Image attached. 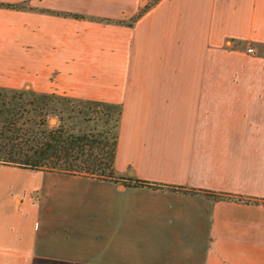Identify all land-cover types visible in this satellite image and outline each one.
I'll use <instances>...</instances> for the list:
<instances>
[{
	"label": "crops",
	"instance_id": "1",
	"mask_svg": "<svg viewBox=\"0 0 264 264\" xmlns=\"http://www.w3.org/2000/svg\"><path fill=\"white\" fill-rule=\"evenodd\" d=\"M146 1L0 0V88L120 106L111 178L0 162V264H264V0Z\"/></svg>",
	"mask_w": 264,
	"mask_h": 264
},
{
	"label": "trees",
	"instance_id": "2",
	"mask_svg": "<svg viewBox=\"0 0 264 264\" xmlns=\"http://www.w3.org/2000/svg\"><path fill=\"white\" fill-rule=\"evenodd\" d=\"M156 1H146L132 19ZM57 12L80 16L77 13ZM112 21L124 22L122 19ZM0 91H10L18 96L17 100L4 101L0 98V162L105 179L114 175L116 125L120 114L118 103L32 89L0 88ZM50 116L57 117L55 123L48 124ZM90 120L93 123L101 120L102 126L111 121L112 130H91L95 126L87 129L80 126V123L85 126ZM212 195L216 198L257 201L226 193Z\"/></svg>",
	"mask_w": 264,
	"mask_h": 264
},
{
	"label": "rangeland",
	"instance_id": "3",
	"mask_svg": "<svg viewBox=\"0 0 264 264\" xmlns=\"http://www.w3.org/2000/svg\"><path fill=\"white\" fill-rule=\"evenodd\" d=\"M0 98H2L4 101L5 100H17L18 96H17V93H13V92H10V91H0ZM25 115H27V114H25ZM56 118H57L56 116L48 117V119H47L48 124L55 123L56 122ZM110 123H111V121H109L107 125L102 126L101 125V120H98L96 123H93L90 120V121L86 122L85 126H84V123H80V126H82L85 129L91 128L92 126H95V129H91V130L104 128L106 131L110 132L112 130V128L110 127Z\"/></svg>",
	"mask_w": 264,
	"mask_h": 264
}]
</instances>
